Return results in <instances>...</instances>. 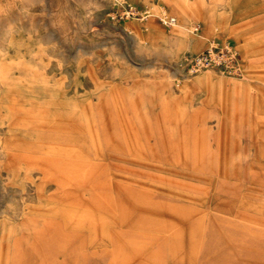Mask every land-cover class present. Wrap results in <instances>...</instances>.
Segmentation results:
<instances>
[{
    "label": "rangeland",
    "instance_id": "374dc122",
    "mask_svg": "<svg viewBox=\"0 0 264 264\" xmlns=\"http://www.w3.org/2000/svg\"><path fill=\"white\" fill-rule=\"evenodd\" d=\"M0 264H264V0H0Z\"/></svg>",
    "mask_w": 264,
    "mask_h": 264
},
{
    "label": "built area",
    "instance_id": "2783aa9c",
    "mask_svg": "<svg viewBox=\"0 0 264 264\" xmlns=\"http://www.w3.org/2000/svg\"><path fill=\"white\" fill-rule=\"evenodd\" d=\"M175 21V17H168L165 20L169 24H173ZM199 30L198 24L192 27L193 32L197 33ZM182 63L189 73L217 69L230 76H237L243 71L241 58L229 40H209L203 50L184 56Z\"/></svg>",
    "mask_w": 264,
    "mask_h": 264
}]
</instances>
